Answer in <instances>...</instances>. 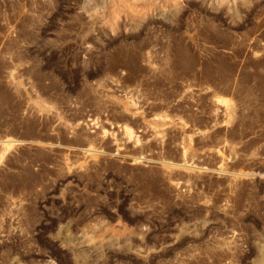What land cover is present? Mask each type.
I'll list each match as a JSON object with an SVG mask.
<instances>
[{
	"label": "rangeland",
	"instance_id": "rangeland-1",
	"mask_svg": "<svg viewBox=\"0 0 264 264\" xmlns=\"http://www.w3.org/2000/svg\"><path fill=\"white\" fill-rule=\"evenodd\" d=\"M264 0H0V264H264Z\"/></svg>",
	"mask_w": 264,
	"mask_h": 264
},
{
	"label": "bare ground",
	"instance_id": "bare-ground-1",
	"mask_svg": "<svg viewBox=\"0 0 264 264\" xmlns=\"http://www.w3.org/2000/svg\"><path fill=\"white\" fill-rule=\"evenodd\" d=\"M264 251V250H263Z\"/></svg>",
	"mask_w": 264,
	"mask_h": 264
}]
</instances>
